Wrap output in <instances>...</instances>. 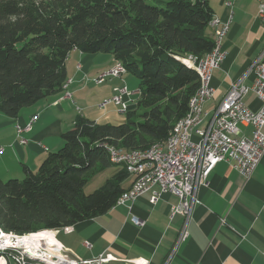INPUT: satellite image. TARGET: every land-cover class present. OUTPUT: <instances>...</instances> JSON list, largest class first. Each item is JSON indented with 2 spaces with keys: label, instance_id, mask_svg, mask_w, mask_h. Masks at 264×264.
Here are the masks:
<instances>
[{
  "label": "trees",
  "instance_id": "1",
  "mask_svg": "<svg viewBox=\"0 0 264 264\" xmlns=\"http://www.w3.org/2000/svg\"><path fill=\"white\" fill-rule=\"evenodd\" d=\"M212 17L206 0H0V114L15 118L64 89L73 49L110 54L139 81L124 121L99 124L78 116L62 134V147L35 172L0 180L2 232L54 231L115 205L130 175L124 168L90 194L84 185L119 165L109 148L143 151L167 140L200 86L196 62L186 57L200 60L215 46L208 34Z\"/></svg>",
  "mask_w": 264,
  "mask_h": 264
},
{
  "label": "crops",
  "instance_id": "2",
  "mask_svg": "<svg viewBox=\"0 0 264 264\" xmlns=\"http://www.w3.org/2000/svg\"><path fill=\"white\" fill-rule=\"evenodd\" d=\"M206 1L212 16L228 23L220 44L223 60L211 72L214 95L202 105L210 115L233 83L251 86L254 73L250 68L264 50V26L257 19L256 0ZM208 34L215 38V26L208 28ZM115 62L110 54H85L73 49L66 60L64 89L22 108L15 118L0 114V180H21L26 170L35 172L49 153L62 147V134L73 128L78 116L111 124L116 113L125 114L113 104L99 107L114 94V88L125 86L131 95L123 100L128 110L135 107L139 84L129 79L127 72L102 84L92 82ZM243 103L251 111L260 107L251 92L244 96ZM32 118L35 120L29 131H17L16 126L24 127ZM241 132L251 137L250 127H242ZM192 140H197L194 134ZM116 170L110 168L108 176ZM132 181L128 175L122 188L128 189ZM149 197L150 193H145L132 203L114 205L101 216L73 225L70 233L58 229L54 237L70 258H115L102 264H131L135 259L146 260L147 264H264V155L247 180L227 162L214 167L206 186L197 192L198 202L186 223L187 237L178 243L185 219L180 215L170 217V206L177 203V198L164 193L150 204ZM133 217L143 225H135Z\"/></svg>",
  "mask_w": 264,
  "mask_h": 264
},
{
  "label": "built area",
  "instance_id": "3",
  "mask_svg": "<svg viewBox=\"0 0 264 264\" xmlns=\"http://www.w3.org/2000/svg\"><path fill=\"white\" fill-rule=\"evenodd\" d=\"M256 1L258 4L257 19L264 26V0ZM213 24L217 29L218 47L215 51H211L210 59L200 61L197 58L186 57V59L195 61L203 67L205 75V89L199 99L201 108L197 114L196 122L188 126L181 146H173L171 154L155 155L153 152L151 153L159 163L157 178L153 181H144V178L139 179L137 183L126 189L115 202V206L126 205L137 200L143 194L150 193L149 203L155 204L162 194H172L177 198V203L170 206V217L180 215L185 219L177 237V243L187 237L186 223L194 205L198 202L197 192L201 187L206 186L208 176L214 167L220 162H227L247 180L264 155V50L258 61L250 68V71L254 73L251 86L233 83L210 115L202 109V105L214 95L211 86V72L218 68L223 60L224 54L220 50V44L222 37L228 30V23L219 20L214 21ZM125 73L126 69L115 63L109 70L93 78L92 82L102 84L107 79L118 78ZM113 91L114 94L104 99L99 107L103 108L113 104L124 113L129 106L123 97H130L131 93L125 86L116 87ZM249 92L253 93L260 102L257 111L249 110L243 103L244 96ZM65 97H70V94ZM34 120L35 118L30 119L24 127L16 126L17 131H29ZM242 127L251 128L250 138L242 134ZM193 134L197 137L196 141L192 140ZM169 142H173V138H169ZM125 158L137 159V167L122 168L144 170V165L147 164L140 163V156ZM131 221L137 226L143 225L142 221L134 217ZM55 231L57 230L51 231L53 237L56 234ZM2 240L0 235V250L7 251V256H9L7 264L8 262L31 264L16 258L13 254V248H6ZM85 246L89 247V244L85 243ZM63 249L65 248L63 247ZM174 250L175 246L171 249L168 259L171 258ZM114 260L115 258L111 255L99 256L92 260H79V262L72 258V262L79 264H102ZM130 263L147 264V261L135 259L130 260Z\"/></svg>",
  "mask_w": 264,
  "mask_h": 264
},
{
  "label": "bare ground",
  "instance_id": "4",
  "mask_svg": "<svg viewBox=\"0 0 264 264\" xmlns=\"http://www.w3.org/2000/svg\"><path fill=\"white\" fill-rule=\"evenodd\" d=\"M219 21L215 17L209 22L210 27H214L213 22ZM215 46L212 51H215L218 47V36H215ZM211 52L206 54L200 61H207L210 59ZM120 66H123L120 62ZM196 68L200 77V86L191 97L189 101V109L186 115L178 121L170 132L167 140L163 143H157L152 145L147 150L143 151H129L125 152L123 150H116V148H109L110 159L113 163L122 165L123 167H137V159H129L125 157L140 156V163H147L144 165V170H130L129 168H124L127 173L133 177V182L131 186L138 182L139 179L144 181H153L157 178V171H159V163L155 155L171 154L173 146H181V142L185 137V132L190 124L196 122L197 114L201 108V101L199 100L205 89V75L203 72V67L196 63ZM67 83H65L64 88ZM69 93H65L66 96ZM192 102V103H191ZM169 138H173V142H169ZM122 158V159H121ZM147 172V173H145ZM63 232H71L72 226L63 227L61 229ZM0 235L2 236L3 245L6 248H13V254L16 258L29 262L31 264H79L72 262V258L65 255V249L59 244L53 237L51 231H42L33 234L23 235L17 237L13 234L6 235L0 230ZM6 235V236H5ZM31 247V249L25 248ZM5 250H0V264H7V258L2 255ZM11 264V262H8ZM14 264H16L14 262Z\"/></svg>",
  "mask_w": 264,
  "mask_h": 264
},
{
  "label": "rangeland",
  "instance_id": "5",
  "mask_svg": "<svg viewBox=\"0 0 264 264\" xmlns=\"http://www.w3.org/2000/svg\"><path fill=\"white\" fill-rule=\"evenodd\" d=\"M114 66V65H113ZM127 75L129 76V79H131L132 81L136 82L137 84H139L138 82V79L130 72H127ZM65 95V94H64ZM127 111V110H126ZM125 112V111H124ZM116 117L115 119H113L111 122V124H118L119 122L121 121H124L125 119V114H119V113H116ZM1 116H3L1 114ZM6 117V116H5ZM9 118V117H8ZM112 170H115V169H120L122 168L121 165H112L110 167ZM104 169L102 172L100 173H97L95 176H93L83 187V191L85 194H90L91 192H93L96 188H98L99 186H101L105 180L109 177L108 174H109V169ZM7 180H10V179H5V180H2V181H7ZM6 235H8V233H5ZM33 234V233H32ZM5 235V236H6ZM29 235V234H27ZM26 235V238L28 237ZM31 235V234H30ZM17 236V235H16ZM17 237H21V236H17ZM65 255L69 256V254L67 253V251L65 250ZM79 262V260H77ZM11 264H14V262H11Z\"/></svg>",
  "mask_w": 264,
  "mask_h": 264
}]
</instances>
